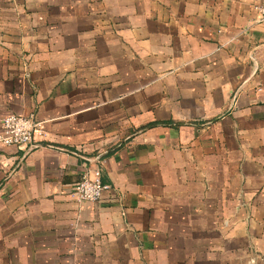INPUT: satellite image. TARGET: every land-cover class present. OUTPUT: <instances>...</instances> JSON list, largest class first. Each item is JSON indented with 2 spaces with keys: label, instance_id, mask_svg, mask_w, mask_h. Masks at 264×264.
Returning a JSON list of instances; mask_svg holds the SVG:
<instances>
[{
  "label": "crops",
  "instance_id": "obj_1",
  "mask_svg": "<svg viewBox=\"0 0 264 264\" xmlns=\"http://www.w3.org/2000/svg\"><path fill=\"white\" fill-rule=\"evenodd\" d=\"M254 4L0 0V120L43 129L0 146V264H264ZM97 165L111 190L76 202Z\"/></svg>",
  "mask_w": 264,
  "mask_h": 264
},
{
  "label": "built area",
  "instance_id": "obj_2",
  "mask_svg": "<svg viewBox=\"0 0 264 264\" xmlns=\"http://www.w3.org/2000/svg\"><path fill=\"white\" fill-rule=\"evenodd\" d=\"M254 23L264 24V5H253ZM43 134L42 122L35 113L26 115L8 113L0 120V146L25 147L27 145L41 146ZM98 163L99 156L96 158ZM99 164V163H98ZM111 185L102 180V169L99 165L85 172L81 179L73 184L69 195L76 202H97L105 191L111 190Z\"/></svg>",
  "mask_w": 264,
  "mask_h": 264
},
{
  "label": "trees",
  "instance_id": "obj_3",
  "mask_svg": "<svg viewBox=\"0 0 264 264\" xmlns=\"http://www.w3.org/2000/svg\"><path fill=\"white\" fill-rule=\"evenodd\" d=\"M170 122L169 121H164V122H158V121H156V122L149 123L148 125H146V127H151V126L158 125V124L168 125V123L170 124ZM180 124L181 123H174L175 126L180 125Z\"/></svg>",
  "mask_w": 264,
  "mask_h": 264
}]
</instances>
